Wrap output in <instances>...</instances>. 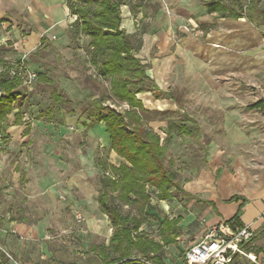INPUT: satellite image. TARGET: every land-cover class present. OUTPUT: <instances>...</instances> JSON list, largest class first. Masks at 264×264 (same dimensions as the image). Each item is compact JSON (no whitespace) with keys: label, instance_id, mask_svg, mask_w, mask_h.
<instances>
[{"label":"crops","instance_id":"obj_1","mask_svg":"<svg viewBox=\"0 0 264 264\" xmlns=\"http://www.w3.org/2000/svg\"><path fill=\"white\" fill-rule=\"evenodd\" d=\"M242 1L247 6L252 0ZM173 2L185 9L192 25L200 24V31L203 33L201 36L182 33L177 39L168 19L161 22L163 28L156 33L143 32L140 35L141 45L133 43L134 52L146 64L148 75L161 93L156 96L154 90H147L136 95L146 109L164 111L159 100L163 95L174 103L175 95L172 91L182 90L180 86H190L192 94L189 96L191 104L188 106L194 113L190 115L185 109L183 111L186 118H192L200 126L201 135L194 138L179 133L180 137L202 139L201 123L206 121L205 111L209 110L208 114L211 111L224 113L219 117L225 129L222 133L224 140L222 143L216 140L209 144L201 142L205 150L203 165L190 170L191 174L184 176L182 181L177 177L180 189L173 186L171 198L160 199L158 192L148 187L150 203L144 215L147 220L140 231L162 244L161 250L156 253L162 264H186V249L197 241L206 228L236 218L239 223L250 225L254 230L255 236L249 242L247 250L264 264V115L260 113L264 108L251 107L253 103L249 104V101L227 93L230 89L228 75L233 74L249 83L248 81H254L260 71H264V32L258 29V26L264 25H257L245 17H218L216 13L208 12L203 1ZM128 5L129 1L121 6L122 27L133 41L141 19L140 16L131 15L127 10ZM70 14L68 0H0V31L7 30V34L16 39L14 45L17 50L14 54L5 52L4 56L1 50L0 65L13 64L10 59L19 57L25 50L37 48L38 53L41 34L48 28L51 29L45 32L44 40L54 45L67 59L70 58L69 54L72 57L74 50L70 40L73 36L69 28ZM53 36L56 38L53 39ZM83 36L91 41L89 36ZM27 65L35 70L29 63ZM39 80L50 81L45 74L38 73L34 85ZM21 88L31 89L22 84L20 91ZM53 93L51 97L54 104L61 107L69 104L68 98L63 96L62 102H56ZM16 103L14 111L9 115L6 130L0 128V133L12 141H18L24 135L29 136L32 123V120H26V112L16 107ZM167 103L168 101L164 104ZM172 103L171 108L174 107ZM91 111L86 122L95 120L90 116ZM18 114L21 118L16 121ZM38 115L34 114L33 122ZM202 115L203 118H200ZM80 117L81 114L74 112L66 120L79 126ZM216 119L213 116L208 120L213 122ZM22 122L24 127L20 125ZM99 123L103 124L107 135V149L114 161L103 157V154L96 155L90 145L85 146L84 138L78 141V133L71 132L63 136L66 148L59 151L60 158L56 165H39L34 169L31 164L23 167L17 161L8 166L2 151L3 142L0 141V197L4 193V197L8 199H0V249L17 258L21 264H76L65 256L67 240L76 237L79 245L77 250L80 251L78 255L90 252L102 264H107L106 261L114 257V252L109 249L113 226L109 216L102 211L98 198L99 179L103 175L99 158L116 166L122 158L111 148L105 123ZM83 125L85 124L82 127ZM153 130L163 142V136ZM87 131L86 139L89 134L95 133ZM97 138L103 142L106 139L101 134ZM171 147L173 143L167 146V154ZM10 182L15 187L21 184L27 187L25 191L28 192V200L24 204L12 205L11 197L7 195L10 192ZM34 188L36 191L33 192L42 196L41 202L44 205L38 218L31 215L32 212L25 206L26 203L35 201L34 194H31ZM179 194L181 200L177 197ZM154 203L156 204L150 212L152 214L149 215L148 208ZM170 206L173 214L166 210ZM159 208L167 213L159 221L158 236L153 237L147 233L144 225L157 218ZM77 212L84 215L83 221L76 219ZM165 217L181 218L178 224L179 234L174 242L168 244L163 243L160 235V223ZM101 247H106V259ZM237 260V264H257L244 256H238Z\"/></svg>","mask_w":264,"mask_h":264},{"label":"trees","instance_id":"obj_2","mask_svg":"<svg viewBox=\"0 0 264 264\" xmlns=\"http://www.w3.org/2000/svg\"><path fill=\"white\" fill-rule=\"evenodd\" d=\"M127 1L68 0L70 13L76 16L71 31L73 35L91 38V64L98 69L103 79L109 81V96L129 106V109L119 110L107 104L103 96L91 102L90 116L105 123L111 148L122 158L118 166L99 158L103 170L99 179V203L113 226L109 249L114 252V257L106 263L147 264L145 260H151L162 264L156 255L162 244L140 231L147 220L144 215L150 203L148 187L157 191L160 199H169L173 196L172 187L179 190L180 186L173 170L174 159L170 158L166 162L167 144L161 142L160 135L147 124L148 120L166 112L146 109L136 95L138 92L154 90L159 96L161 90L148 75L146 64L136 56L131 36L122 27L121 6ZM202 1L208 12L216 13L218 17H245L257 25H264V0H252L247 6L242 0ZM0 84L6 91V95L0 96V128L5 131L9 115L21 95V81L0 75ZM53 98L58 103L63 101L57 91H54ZM250 106L264 108V100H258ZM20 118L18 114L16 121ZM185 119L192 121L195 127L183 124L179 127V133L199 138L200 126L192 118ZM125 206L128 208L125 209ZM180 219L165 217L161 220L160 235L164 244L175 241L180 231ZM233 220L238 221L236 218ZM101 250L106 259V247H101ZM237 259L238 256L227 264H237ZM0 264H11L2 249Z\"/></svg>","mask_w":264,"mask_h":264},{"label":"rangeland","instance_id":"obj_3","mask_svg":"<svg viewBox=\"0 0 264 264\" xmlns=\"http://www.w3.org/2000/svg\"><path fill=\"white\" fill-rule=\"evenodd\" d=\"M129 5L127 10L131 12V15L140 16V26L138 32L135 33V39L133 43L138 46L141 42L140 35L143 32L156 33L161 30V22L165 19L170 21V28L175 33L177 39L182 33H188L191 35L201 36L200 24L192 25L188 20V14L185 9L178 7L173 0H128ZM197 3L202 0H194ZM246 2L248 0H245ZM263 0H261L262 2ZM135 12V13H134ZM70 22V29L72 30L75 17L71 14L68 16ZM161 20V21H160ZM179 20V21H177ZM160 22V23H158ZM172 24V25H171ZM48 28L45 32H47ZM258 29L264 32V26H258ZM42 33V39L40 42V51L36 53L37 48L34 50H25L19 57L14 56V59H10V62L17 63L22 58H25L38 73L45 74L50 79L49 82L39 80L31 89L21 88V96L16 103V107L26 112V120H32L30 123V135H24L18 141H12V139H0L3 142L2 151L6 158V164L11 166L15 162L19 161L21 166L25 164H31L34 169L39 165H56L59 162V151L66 148L63 141L65 133H78V141L82 138L85 139V146L90 145L95 154H103L102 156L114 161V158L107 149V135L104 133L103 124L95 120L86 122L89 112L91 111L92 98L103 96L105 102L116 107L119 110H126L128 106L126 103L114 100L109 96V81L103 79L98 69L91 64L89 49L90 39L83 35H71V48L72 57L67 59L63 56L58 49L46 42L44 37L46 33ZM56 36H53L55 39ZM16 39L12 35L7 34V30L0 31V51L14 54L17 52L14 45ZM1 51V52H2ZM5 60V58H3ZM8 61V60H6ZM4 61V62H6ZM260 74L255 76L254 83L252 81L244 82L237 76L231 74L229 76L228 84L230 89L227 93H232L238 99L249 101L248 103H255L258 100H264V71H260ZM183 89L173 90L175 95V102L172 103L168 97L163 95L159 100L165 108L162 114L152 120H148L147 124L151 129L157 130L164 138V143L169 145L173 143L172 149L169 150V154L166 156V162L170 159H174L173 170L176 172L180 181L184 176L190 175L192 169L196 170L204 163L205 150L202 143L209 144L211 141L216 140L223 142V132L225 131L222 121L219 117L223 116L221 111L206 110L205 122L201 123L202 126V139L195 140L187 136H181L179 134V127L186 124L190 128H194V124L185 118L183 109H185L190 115L194 112L189 104H191V98L189 97L192 92L190 86H180ZM54 90H57L61 96L68 98L69 104L64 106L56 105L51 97ZM167 104H164L167 102ZM174 107H170V104ZM60 106V107H59ZM201 111V110H200ZM74 112L81 114L79 126H75L66 120V118L73 116ZM163 112V111H162ZM39 114L33 122L32 117L34 114ZM264 115V111H260ZM198 116L200 114H197ZM209 115V117H208ZM215 116L216 121H210L208 119ZM203 118V115L200 117ZM222 120V118H221ZM12 121V117L10 118ZM153 121V122H152ZM162 121V122H161ZM83 125L82 127V124ZM24 127V123L20 124ZM264 128V123L262 124ZM24 129V128H23ZM90 130L95 132L89 134L86 139V132ZM104 136L105 142L97 138V135ZM181 139V140H180ZM202 142V143H201ZM77 145H79L77 143ZM7 179V177H6ZM27 187L23 184L14 186L10 182V192L7 193L11 197L12 205L24 204L28 200V192L25 191ZM34 188L31 190V194H34L35 201L28 204L26 203L30 211L35 218H38L42 213L43 202L42 196L38 195ZM180 195H177L180 199ZM13 196V198H12ZM1 201H7L8 199L3 195L0 197ZM156 203L152 204L148 208V214L154 208ZM127 209L128 207H124ZM169 213L173 214V208L170 206L166 209ZM178 210V209H177ZM178 212V211H176ZM167 212L158 209V215L155 220H150L145 223L144 228L147 233L153 237L158 236L159 221ZM71 239V240H70ZM67 240V251L65 256H68L69 261H75L76 264H102L99 258H96L88 252V254L78 255L80 252L77 250L78 242L77 237L75 239L70 238ZM70 241V242H69ZM74 242V244H73ZM17 259V258H16Z\"/></svg>","mask_w":264,"mask_h":264},{"label":"built area","instance_id":"obj_4","mask_svg":"<svg viewBox=\"0 0 264 264\" xmlns=\"http://www.w3.org/2000/svg\"><path fill=\"white\" fill-rule=\"evenodd\" d=\"M72 15V14H71ZM75 17V15H72ZM0 75L18 78L21 84L32 87L38 79V73L28 67L25 58L11 65H0ZM6 95V91L0 84V96ZM0 133V139H4ZM64 198V195L60 196ZM78 221L84 220L81 212L76 213ZM255 236L250 225H244L236 220H226L206 228L201 236L188 246L185 251L186 264H227L237 256H244L257 264L259 262L255 255L247 250V246ZM11 264H21L11 254L6 253ZM147 264H156L151 260H145Z\"/></svg>","mask_w":264,"mask_h":264}]
</instances>
